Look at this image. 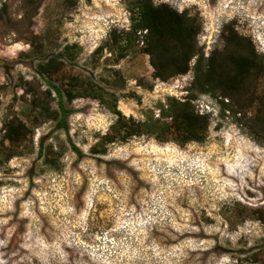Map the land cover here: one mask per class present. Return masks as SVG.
Wrapping results in <instances>:
<instances>
[{"label": "rangeland", "instance_id": "374dc122", "mask_svg": "<svg viewBox=\"0 0 264 264\" xmlns=\"http://www.w3.org/2000/svg\"><path fill=\"white\" fill-rule=\"evenodd\" d=\"M129 1L43 0L31 18L26 0H0V10L8 5L0 19V140L5 115L23 108L22 81L47 89L36 60L21 55L31 50L33 34L48 38L45 52L83 47L62 78L88 75L105 85L110 69H118L125 82L107 89L127 117L144 120L150 110L158 116L167 97L188 94L196 58L186 75L167 82L153 78L143 53L117 62L105 50L92 60L112 31L129 29ZM152 1L194 18L201 49L203 36L212 49L221 44L223 23L236 17L237 33L264 56V0ZM205 103L218 111L202 143L143 136L93 155L116 117L84 98L70 106L68 131L53 122L37 128L23 155L0 167V264H264V224L257 219L264 211V143L232 114L222 116L223 105L209 95L194 101L201 114ZM41 144L55 146L53 166L40 156Z\"/></svg>", "mask_w": 264, "mask_h": 264}, {"label": "trees", "instance_id": "16d2710c", "mask_svg": "<svg viewBox=\"0 0 264 264\" xmlns=\"http://www.w3.org/2000/svg\"><path fill=\"white\" fill-rule=\"evenodd\" d=\"M26 2L24 14L32 18L43 0ZM7 9L8 5L4 3L0 19L7 14ZM128 9L131 20L129 29L112 31L108 40L92 53V60L96 58L99 61L105 50L117 62L132 52L143 53L150 58L153 78L167 82L186 75L191 70L192 60L196 58L188 94L181 99L167 97L157 107L158 116L150 110L144 120L127 117L118 109L116 93L107 89V86L118 87L125 82L118 69H110V75L103 80L105 85L88 75L62 78L66 63L75 62L83 47L67 45L59 52H45L46 38L33 34L27 41L31 50L21 55L36 60L35 72L43 79L47 89H39L36 81H22L23 108L20 113L11 108L2 121L0 167L14 157L22 156L23 148L33 140L35 130L43 124L53 122L56 129L68 131V120L72 114L70 106L80 98L99 101L116 117L110 132L91 148L93 155H107L110 145L124 144L143 136L154 137L161 143L175 142L179 145L204 142L212 114H201L197 110L194 101L201 95H209L217 100L223 105L222 116L232 114L256 139L264 143V56L257 52L251 39L237 34L233 50L220 61L216 60V55L213 56L207 68L203 51L197 44L200 26L187 12L180 13L168 4L155 5L152 0H130ZM226 100L229 104H225ZM255 106L256 110L249 112ZM72 149L79 157L83 156L75 145H72ZM39 154L47 166H53L58 161L55 160L58 152L53 145L46 150L41 144ZM257 214V219L264 224V211Z\"/></svg>", "mask_w": 264, "mask_h": 264}, {"label": "flooded vegetation", "instance_id": "af4514ba", "mask_svg": "<svg viewBox=\"0 0 264 264\" xmlns=\"http://www.w3.org/2000/svg\"><path fill=\"white\" fill-rule=\"evenodd\" d=\"M221 36V44L217 45L214 49H202L203 55L207 64L210 67L211 58L216 55V60L220 61L225 55L233 50L234 40L238 38V25L236 17H230L223 23ZM228 39V42H226Z\"/></svg>", "mask_w": 264, "mask_h": 264}, {"label": "built area", "instance_id": "2783aa9c", "mask_svg": "<svg viewBox=\"0 0 264 264\" xmlns=\"http://www.w3.org/2000/svg\"><path fill=\"white\" fill-rule=\"evenodd\" d=\"M205 36L202 37V40H200V45L202 46L203 49H212L211 47V41H210V38L211 37H208L207 41H205ZM226 102H228V100H226ZM205 107H206V110L205 113L202 112V114H212V115H216L217 116V109L215 108V106L213 105H210L209 103H205Z\"/></svg>", "mask_w": 264, "mask_h": 264}]
</instances>
